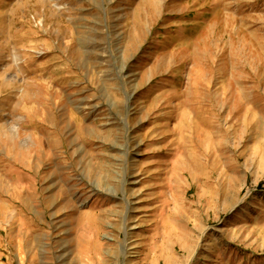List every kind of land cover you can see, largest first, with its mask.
Wrapping results in <instances>:
<instances>
[{"label":"rangeland","instance_id":"rangeland-1","mask_svg":"<svg viewBox=\"0 0 264 264\" xmlns=\"http://www.w3.org/2000/svg\"><path fill=\"white\" fill-rule=\"evenodd\" d=\"M0 264H264V0H0Z\"/></svg>","mask_w":264,"mask_h":264}]
</instances>
